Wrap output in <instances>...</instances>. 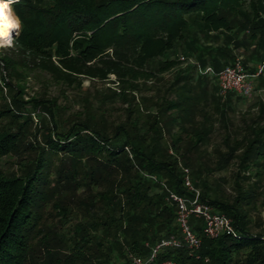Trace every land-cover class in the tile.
<instances>
[{
	"label": "trees",
	"instance_id": "obj_1",
	"mask_svg": "<svg viewBox=\"0 0 264 264\" xmlns=\"http://www.w3.org/2000/svg\"><path fill=\"white\" fill-rule=\"evenodd\" d=\"M11 7L21 27L0 53V264L148 257L177 234L175 206L160 183L187 195L184 169L201 200L235 229L207 239L191 218L201 260L264 264V231L254 233L248 215L264 191V99L257 96L253 117L229 131L225 114L241 97L222 100L216 84L208 94L211 78L192 64L219 72L242 53L249 73L263 66L264 0H19ZM30 73L75 89L78 109L44 95L25 100ZM110 75L113 89L80 94L82 79ZM256 82L255 90L264 88V67ZM217 119L227 133L209 152ZM231 166L230 198L207 176ZM166 259L203 264L186 248H163L157 260Z\"/></svg>",
	"mask_w": 264,
	"mask_h": 264
},
{
	"label": "built area",
	"instance_id": "obj_2",
	"mask_svg": "<svg viewBox=\"0 0 264 264\" xmlns=\"http://www.w3.org/2000/svg\"><path fill=\"white\" fill-rule=\"evenodd\" d=\"M192 64L197 67L199 75L215 79L220 97L225 98L231 93L244 99L253 96L255 83L264 67V65L258 66L254 74L249 73L245 69L241 58H236L230 65L219 72H214L211 67L202 69L197 63ZM150 178L156 180L152 176ZM160 184L168 192L167 200L175 206L174 222L177 234L151 246V252L148 257L129 255L127 260L121 264H182L172 259L157 260L159 253L166 247L175 249L186 248L192 259L208 264L209 260L207 258L201 260L198 253L202 240L192 229L190 225L191 218L202 222L201 234L207 239H216L221 235H233L235 232L233 221L226 215L217 212L213 206L201 200L200 192L192 183L187 169H184L183 179L187 195L175 194L169 191L164 183L161 182Z\"/></svg>",
	"mask_w": 264,
	"mask_h": 264
},
{
	"label": "rangeland",
	"instance_id": "obj_3",
	"mask_svg": "<svg viewBox=\"0 0 264 264\" xmlns=\"http://www.w3.org/2000/svg\"><path fill=\"white\" fill-rule=\"evenodd\" d=\"M13 9V7H12ZM14 13V10H13ZM19 31V30H18ZM18 35V32L13 33V40ZM8 48H0V53L6 52ZM244 56L242 53L238 56L243 61L242 58ZM165 77H168L167 75ZM115 80V77L113 75H110L108 77V80L105 81H99L96 79L90 80L88 78L82 79L81 83V91L80 94L88 95V94H94L95 92H100L106 90V88H114V84L112 83ZM149 85L152 84V81L147 82ZM205 86H207L208 94L211 95L212 89L215 87V79H205L204 80ZM25 87V93L24 96L25 100H28V98H37L42 97L44 95L46 98H54L57 100V102L63 106H65L68 109L77 110L78 106L75 105V100L77 97L76 90L75 89H66L64 86H60L57 83L52 82L51 80L47 79L46 76L40 75L38 73H30V76L28 77L27 81L23 83ZM256 93V90L255 92ZM146 94L150 95L151 92H146ZM136 96L139 97V95L136 93ZM260 99H264V91L258 95ZM208 99V107L206 108V111L211 114L209 116H213L212 114V106L214 103H212V100ZM224 100L223 98H221ZM256 98L254 95L251 98H233L231 101V109L229 108L228 111L225 114L226 121L228 124V130L234 131L237 130L240 126L243 125V121L246 122L247 120L251 119L253 115L256 112ZM117 111H121V104L117 103ZM71 111H68L70 113ZM120 114L116 113L113 115V118H118ZM198 120L201 119V117H197ZM217 123H215V132L212 134L213 138L211 139V144L208 145L209 149L208 151L211 152L212 148H215L217 145H220V142L222 140V137L224 135V132L227 130L221 129L220 127V120L217 119ZM174 131H177V128L174 129ZM227 133V132H226ZM165 139L169 141L168 134H165ZM204 165L212 166V163L210 161H206ZM235 171V166H231L228 169L223 170L222 172L213 173L211 175L207 176V179L210 183L222 184V189L227 192L228 197L234 196L231 193V177L232 173ZM222 178H225L228 180V182L225 184L221 182ZM263 195V196H262ZM262 195L259 196V199L256 203L257 208L252 209L249 211L248 215L253 220V232H261L264 231V191H262ZM232 200V199H230Z\"/></svg>",
	"mask_w": 264,
	"mask_h": 264
},
{
	"label": "clouds",
	"instance_id": "obj_4",
	"mask_svg": "<svg viewBox=\"0 0 264 264\" xmlns=\"http://www.w3.org/2000/svg\"><path fill=\"white\" fill-rule=\"evenodd\" d=\"M19 0H0V48L13 46V33L18 32L21 22L13 13L12 5Z\"/></svg>",
	"mask_w": 264,
	"mask_h": 264
},
{
	"label": "crops",
	"instance_id": "obj_5",
	"mask_svg": "<svg viewBox=\"0 0 264 264\" xmlns=\"http://www.w3.org/2000/svg\"><path fill=\"white\" fill-rule=\"evenodd\" d=\"M257 84H258V82H256ZM255 83V86H257V84ZM264 91V88H262V89H256V93L254 94V97L256 98L258 95H260V93L261 92H263Z\"/></svg>",
	"mask_w": 264,
	"mask_h": 264
}]
</instances>
